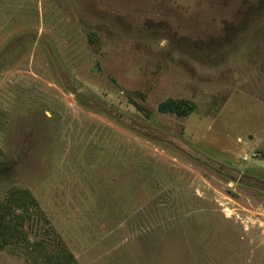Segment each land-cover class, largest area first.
<instances>
[{"label":"rangeland","instance_id":"rangeland-1","mask_svg":"<svg viewBox=\"0 0 264 264\" xmlns=\"http://www.w3.org/2000/svg\"><path fill=\"white\" fill-rule=\"evenodd\" d=\"M263 150L264 0H0V264H264Z\"/></svg>","mask_w":264,"mask_h":264},{"label":"trees","instance_id":"trees-1","mask_svg":"<svg viewBox=\"0 0 264 264\" xmlns=\"http://www.w3.org/2000/svg\"><path fill=\"white\" fill-rule=\"evenodd\" d=\"M196 110V105L188 100H177V99H168L166 101H163L159 105V111L164 114H170L175 115L177 117L183 118L188 117L192 115ZM262 158L264 159V150L262 151ZM23 197L27 198V193L22 192L21 190H15L11 193L10 197L8 198L7 203L2 204L0 207V213L4 216L0 215V236L7 237L9 239L12 238L13 234H9L10 232H5V224L4 221L6 219L9 220H16L17 218H14L13 215V205L14 203H17L18 201L22 200ZM13 217V219H12ZM20 219H23L21 215L17 216ZM8 233V234H7ZM75 262V259L73 255L66 254L63 258V262L61 264H73Z\"/></svg>","mask_w":264,"mask_h":264}]
</instances>
